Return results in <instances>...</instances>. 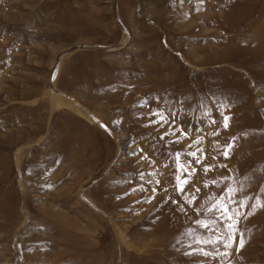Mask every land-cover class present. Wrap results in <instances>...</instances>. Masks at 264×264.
<instances>
[{"label": "rangeland", "instance_id": "1", "mask_svg": "<svg viewBox=\"0 0 264 264\" xmlns=\"http://www.w3.org/2000/svg\"><path fill=\"white\" fill-rule=\"evenodd\" d=\"M258 202L264 0H0V264H264Z\"/></svg>", "mask_w": 264, "mask_h": 264}, {"label": "snow or ice", "instance_id": "2", "mask_svg": "<svg viewBox=\"0 0 264 264\" xmlns=\"http://www.w3.org/2000/svg\"><path fill=\"white\" fill-rule=\"evenodd\" d=\"M225 127H227V117H225ZM192 155L195 156V153H193ZM225 155H227V152H225ZM197 162H199V161H197ZM181 167H183V166H181ZM206 171H207V169H206ZM177 180L179 181V185H178L179 186V190L183 191V184H186L187 183V180L180 181V177L179 176L177 177ZM126 195H127V193H126ZM253 207H264V204L258 202L256 205H253ZM224 214L225 215L228 214V209H227L226 206L224 207ZM248 215H252V213L249 212ZM228 219L231 220L232 219V216L231 215H228ZM203 226L204 227H208L207 225H203ZM234 230H235V225L234 224H230L229 225V237H228V241L225 242V244H224V246L226 248H231L232 247V236H231V232L234 231ZM218 239H222V238H218ZM197 242H200V241H197ZM203 242L204 243H208L209 241H203ZM211 242L215 243L216 241H211ZM243 247H244V241H243V239H241L239 241V243H238L237 250H239L240 248H243ZM201 251H203V250H201ZM205 254H207V253H205ZM225 255H226V253H225Z\"/></svg>", "mask_w": 264, "mask_h": 264}]
</instances>
